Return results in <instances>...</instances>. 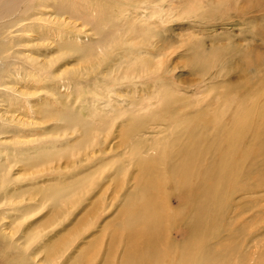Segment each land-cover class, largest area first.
Returning a JSON list of instances; mask_svg holds the SVG:
<instances>
[{"label":"rangeland","instance_id":"obj_1","mask_svg":"<svg viewBox=\"0 0 264 264\" xmlns=\"http://www.w3.org/2000/svg\"><path fill=\"white\" fill-rule=\"evenodd\" d=\"M47 3L26 14L60 19L24 48L36 62L35 84L25 72L21 83L34 93L33 115L12 100L10 79L0 94V124L18 116L37 134L34 151L14 156L11 134L0 136V176L10 170L0 189L1 263L184 264L191 242L188 256H201L203 238L191 237L194 174L210 164L214 184L226 182L199 207L217 229L202 256L264 264V171L252 173L264 168V0H80L77 14L63 0ZM21 12L1 17L0 31L16 35L31 20L16 26ZM106 43L116 46L105 55ZM9 62L20 64L0 65ZM65 112L92 125L89 137ZM150 228L163 255H144Z\"/></svg>","mask_w":264,"mask_h":264},{"label":"bare ground","instance_id":"obj_2","mask_svg":"<svg viewBox=\"0 0 264 264\" xmlns=\"http://www.w3.org/2000/svg\"><path fill=\"white\" fill-rule=\"evenodd\" d=\"M58 1V0H56ZM75 1H80V0H63V3L61 4L60 8H64V10H69V12H74V14H77V12L79 11V7H78V3L73 4V2ZM48 0H0V18L3 16H6L8 14H12L15 10L16 12L19 10V8L22 9L21 12V17L19 16V20L17 19L16 22V26H18V24H20L19 22H25V18H23L24 16H27V18H30L31 20H26L29 21L26 24H24L22 26H19L21 28L18 29V32L16 35H7L5 34V32L3 33L2 31H0V33L2 32L4 35L3 37H0V62H3L5 60H9L11 61L13 58V61L17 62V58L20 60V64L16 63H11L9 62V64L3 68L0 65V94H7V90L5 89V85H6V81L7 79H10V81H12L13 86L11 89V91L14 92L15 95H13V99L14 102H18L19 107L25 112L28 113L29 116L27 118H30L31 115H33L32 113V107L30 106L29 100L33 97L34 93L30 92L28 90H25L24 86H21V83L23 81V75L24 72L27 75V84L31 85V87L35 84V71H34V63L35 59L29 55L28 53H25L24 48L26 49L27 46L29 45L30 42H32L34 36L36 33H38L37 29L39 30L40 27L44 26L45 28H47L46 30L49 31L51 29V27L56 26L58 24V21L54 20V19H58L60 20L58 17H54L52 18L51 15H46V14H42L40 12V15L37 18H41V21L43 23H41V21L36 20L34 17V19L32 18V16L26 15L28 13V11L30 12L32 9L36 8L37 6L40 8H46L48 4L47 3ZM68 3H69V8H68ZM50 8V7H49ZM18 9V10H17ZM40 10V9H39ZM19 13V12H18ZM34 14V13H33ZM86 15V14H85ZM35 16V14H34ZM10 18V16H8ZM17 17V16H16ZM14 17L13 20L16 18ZM8 18V20H9ZM23 18V19H22ZM84 18V17H83ZM0 19V20H2ZM95 19V17H94ZM24 20V21H23ZM96 20V19H95ZM12 23V21H8V23ZM4 25V23H3ZM1 25L0 24V29L4 28H8V24L7 25ZM13 25H14V21H13ZM13 25L10 28H13ZM1 33V35H2ZM0 35V36H1ZM6 36V37H5ZM78 44H81L80 42ZM113 46H116L115 44H112ZM111 43H106L105 45L102 46L100 52L102 54L107 53L108 49L111 48ZM13 48L15 50H13ZM28 65L27 69L26 67H22L21 65ZM15 67V68H14ZM11 69H14L13 71H11ZM13 94V93H11ZM28 99V101H26ZM13 102V101H10ZM130 113H132V111H129ZM67 112H65L64 114H66ZM63 120H67L68 123L72 124L74 122L75 125L80 124V126L83 128V137H89V135L91 134L90 131L92 129V125L90 123L86 122H81L77 121L76 119H74L73 114L72 115H65V117L63 118ZM3 121L5 123V125L0 124V136L1 135H7V134H11L10 137H12L14 139L15 142H13L14 146H16V149H13L12 155H16L19 151L20 152H24V151H34L36 149L35 144L37 142V139L35 138L37 136L36 133H33L30 131V127L32 125V123L29 121V119L27 120H22L20 118L17 117H3ZM90 124V125H89ZM33 126V125H32ZM1 127L5 128L6 131H3V128L1 129ZM10 129V130H8ZM23 147H27V149H20ZM260 152H263L264 154V148L262 147V145H260L259 147ZM3 151H10L8 150L6 147L3 146ZM40 156V155H38ZM227 165L223 166V171L226 169ZM8 168H5L4 170H2L1 176H0V189L3 188V186L6 184L7 178L9 176L10 170H6ZM264 171V168L262 169H253L252 173L255 174L257 172H262ZM187 172V171H186ZM239 170L237 169V171L235 173H233L232 177H231V181L233 182H239L240 179L242 178L243 174H239L238 173ZM202 174V175H201ZM198 173L196 172L194 175L197 178V182L195 183L196 185L194 186L196 189V198L199 197V200L197 202V207L195 210H197L199 212L198 213H194V220L195 223L191 229V234H192V238L195 239L197 238H203V240L201 242H198L197 244V249L201 250L202 252L206 246V240L207 238L210 237L211 234L216 235L217 234V229L213 228L210 229L207 225L210 224L211 222L208 221L207 219V215H205V217L202 214V209H200L199 207H201V204L205 201L208 202V195H211V193L213 192L214 188L217 190L219 187L223 188V186L225 185L226 181H221V182H217L214 184V178H215V171H211V167L210 164H208L206 166V168L204 169V171L202 173ZM264 174V173H263ZM261 174V175H263ZM181 177L184 178V180L187 178V180L183 183L184 187H187L188 184L190 183L188 175L186 174H181ZM152 177V176H151ZM149 178L147 181V185L151 184V182L153 181L152 178ZM260 177V176H259ZM244 178H248V175L246 174L244 176ZM201 180L203 181H207V184H203L201 185ZM153 183V182H152ZM231 183V182H230ZM201 187L203 188H200ZM240 187H237V191H240L243 194H247V191L250 190V188L248 186H245L244 184L239 185ZM236 188V187H234ZM233 188V189H234ZM241 188V189H240ZM183 189V188H182ZM247 190V191H246ZM217 194V193H215ZM226 194V193H225ZM224 192H221L220 189L218 190V195L215 199V202L222 201ZM222 197V198H221ZM200 201V202H199ZM193 207V206H192ZM155 207L154 205H152V212L153 215L152 217L147 221V223H152L154 225V221H156L157 217L155 216ZM163 211V210H162ZM163 215V214H161ZM160 217V216H159ZM159 235L157 234L156 229L154 228H150V233L149 236L147 238L142 239L143 243H144V255L146 257H150V256H154V255H163V249L161 250L160 248V244H159ZM163 240V239H162ZM193 241V240H192ZM163 244V242H162ZM192 246V242L188 243L187 245H185L182 248V253L183 255V261H186V263L184 264H209L210 262H213L215 260V253H212V255L209 257L206 256H202V252H201V256H193V257H189L188 256V252L190 251V247ZM6 255L1 256L0 257V264L1 261L5 262L6 260ZM139 257V255L137 256ZM155 264H157V262H155Z\"/></svg>","mask_w":264,"mask_h":264}]
</instances>
